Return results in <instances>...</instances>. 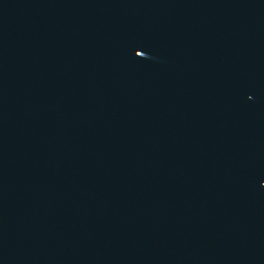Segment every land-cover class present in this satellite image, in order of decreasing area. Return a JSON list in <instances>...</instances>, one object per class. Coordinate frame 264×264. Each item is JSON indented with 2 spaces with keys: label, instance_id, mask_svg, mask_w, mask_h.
<instances>
[{
  "label": "water",
  "instance_id": "95a60500",
  "mask_svg": "<svg viewBox=\"0 0 264 264\" xmlns=\"http://www.w3.org/2000/svg\"><path fill=\"white\" fill-rule=\"evenodd\" d=\"M0 264H264V0H0Z\"/></svg>",
  "mask_w": 264,
  "mask_h": 264
}]
</instances>
